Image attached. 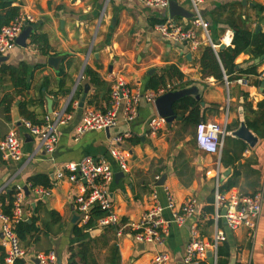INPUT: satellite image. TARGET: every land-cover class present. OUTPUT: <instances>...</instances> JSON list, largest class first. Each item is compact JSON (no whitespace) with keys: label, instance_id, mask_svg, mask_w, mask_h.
Masks as SVG:
<instances>
[{"label":"crops","instance_id":"0c3cea01","mask_svg":"<svg viewBox=\"0 0 264 264\" xmlns=\"http://www.w3.org/2000/svg\"><path fill=\"white\" fill-rule=\"evenodd\" d=\"M12 5L35 17L30 35L34 32L44 34L49 51L42 54L38 46L30 42L29 35L25 47L16 44L0 56V67H18L23 63L28 69V88L19 93H16L9 72H0V140L11 127L19 126L13 119L15 111L20 121L29 114L42 123L49 113L47 98L52 100L51 111L59 110L65 104L68 107L71 102V119L59 126L58 146L51 156L38 150L37 140L32 136L31 139L26 138L24 134L27 132L22 128L21 159H5L0 153V188H4V194L14 191V197L16 185L23 190L27 186L21 204L22 220L29 219L31 223V217L40 219L35 225L41 227V231L35 233L30 242H20L26 250V256L21 259L38 264L34 261L39 254L52 251L57 256L56 264L59 261L69 264L70 249L77 252L84 246L85 258L74 257L77 264H108L114 247L117 248L119 264H152L156 251L168 252L173 264H185L184 250L189 239L187 224L195 223L208 248L216 230L224 234L225 239L219 243L224 252L220 264H264V200L253 233L244 225L229 228L223 217L215 221L212 206L217 175L220 186L228 180L234 182L223 192L235 191L241 195L264 193V139L257 136L253 147L245 142L247 148L242 152L231 149L230 145L234 143L230 142L225 154L227 163L220 160L222 148L220 154L207 152L199 149L195 142L198 122H222L226 113L227 125L243 119V93L246 101L256 109L264 97L261 80L264 78V60L255 63L250 53L241 52L234 63L238 67L254 65L261 83L258 86L252 84L254 76L249 75L247 85H240L235 80L228 81L226 85L224 80L202 76L199 58L202 47L207 45L204 41L198 48L190 49L185 43L166 39L155 30L159 20L170 14L169 9L146 7L139 0H14ZM178 6L183 14L173 17L185 22L191 15L189 5L181 2ZM201 10L209 25L210 38L215 43L226 41L225 30H233V25L247 28L253 34L264 32V0H204ZM49 56L62 57L57 67L48 64ZM170 64L177 67L182 78L168 79L165 86L157 88L169 86L166 91L186 89L187 93L174 104L183 98L195 99L200 109L194 118L188 119L190 107L181 110L176 106L174 109L173 105L176 118L171 124L167 123L157 133H149L148 121L158 113L154 103L141 100L138 115L130 123L120 119L107 132L105 129L88 130L75 138V128L81 121L84 108L93 106L103 111L109 107L107 88L110 91L113 74L122 73L130 86L145 91L152 89L148 87L150 76L158 75L162 67ZM86 65L100 75L106 82V88L98 91L99 101L95 105H88L87 99L94 93V87L90 85L85 102L79 107L83 86L88 83L83 73ZM61 66L66 72L63 81L58 73ZM119 116L122 118L121 114ZM231 128L235 129L237 125ZM127 130L131 136L125 138L120 146L125 150L128 171L122 172L107 148L114 136ZM236 154L240 155L238 160ZM86 155L109 162L114 172L109 185L111 205L122 221H137L154 203L153 191L159 203L165 204L162 184L158 185L155 180L156 175L161 177L163 174V184L168 186L178 204L188 198L195 199L196 213L183 226L167 224L163 245L135 243L129 234L118 236L114 228L100 229L97 224L83 236H76L74 226L83 225L76 197L84 183L72 182L66 177L57 178L56 172L64 164L79 161ZM36 174L48 177L50 186L31 187L28 178ZM52 210L61 219L49 224L47 232L41 221L50 220L49 211ZM169 217V211L164 210L162 218ZM0 246L5 255L3 237L0 238ZM207 252L211 255L205 254L190 264H217V252L215 257L211 250Z\"/></svg>","mask_w":264,"mask_h":264},{"label":"built area","instance_id":"2783aa9c","mask_svg":"<svg viewBox=\"0 0 264 264\" xmlns=\"http://www.w3.org/2000/svg\"><path fill=\"white\" fill-rule=\"evenodd\" d=\"M146 7L168 9L171 0H139ZM177 3L186 2L191 12L190 18L185 22L176 20L170 15L155 25V30L166 39L182 42L190 49L198 48L201 41L209 45L214 52L219 49V43L210 38L209 25L204 19L201 4L204 0H175ZM35 17L28 11L19 10L18 14L9 23L0 28V56L9 52L16 46V38L26 25L35 23ZM221 42L225 46L231 44L233 30L227 29ZM249 75H240L235 82L247 85ZM224 82L228 85L227 76ZM264 80V78H261ZM167 87V86H166ZM167 88H157L141 91L138 87L130 86L122 73L112 75V84L109 91V107L106 110H98L93 106L84 108L81 121L75 128L77 139L88 130L106 129L116 126L120 119L126 123L133 121L138 115V104L141 100L154 103L156 98L166 92ZM77 103L75 102L74 105ZM121 114L122 118H119ZM227 113L222 122L201 121L195 126V142L199 149L220 154L223 140L227 134ZM71 119L67 110V104L56 111H51L44 116L42 123H34L29 119H22L19 126L11 127L0 140V153L5 159L20 160L21 153V128L37 140V149L51 156L57 149L59 140V126L65 125ZM165 117L153 116L148 121L149 133H157L167 125ZM130 131H124L112 138L108 145L109 155L115 159L120 171L127 172L128 164L125 150L120 143L130 137ZM114 172L105 159L86 155L76 162H68L56 172L57 178L66 177L69 181H83L81 193L76 197L77 210L80 213V221L86 223L90 217V209L97 205L104 211V215L97 220V227L105 229L115 226L116 235L129 234L135 243H150L163 245L167 236V224L185 225L189 218L196 213V201L188 198L178 204L167 185L162 184L165 194V204L159 203L155 191L152 192L154 203L144 211L137 221L124 222L113 210L109 195V185L112 182ZM218 175L213 192V219L217 221L223 217L229 228L235 229L244 225L253 233L256 229L257 219L264 200L263 191L253 195H241L235 191L223 192L220 190ZM160 175L155 176L158 181ZM12 202L11 215L3 211V202L0 197V229L5 246V256L0 264H13L16 258H24L26 250L14 230L15 224L22 220V199L24 190L20 185L15 187ZM4 188H0V196ZM226 208L224 214L222 208ZM164 210H168L170 217L162 218ZM189 239L184 250L183 261L186 264L196 263L202 256L211 250L215 257L218 245L225 239L221 231L216 230L211 247H207L200 237L197 224L189 223ZM38 264H56L57 256L50 251L37 256ZM152 264H173L171 255L165 251H156L151 260Z\"/></svg>","mask_w":264,"mask_h":264},{"label":"trees","instance_id":"16d2710c","mask_svg":"<svg viewBox=\"0 0 264 264\" xmlns=\"http://www.w3.org/2000/svg\"><path fill=\"white\" fill-rule=\"evenodd\" d=\"M14 0H0V28L9 23L19 12V7L12 5ZM160 22L163 20H159ZM233 38L231 41V46L218 49L217 52L209 45H204L201 49V54L199 58L200 71L203 77L213 76L217 80H223L224 75L227 76L228 81L236 80L240 75L247 74L252 75L254 78L252 79V84L260 85L261 80L258 78V74L256 73L254 65H248L246 67L237 66L234 63L235 58L241 52H248L251 54V58H256L260 56L264 52V32H256L252 33L250 30L244 27L233 25ZM30 42L34 45H37L40 49V52L44 55L48 54L49 45L47 42V38L44 34L32 33L30 35ZM27 66L21 63L18 67L14 66H2L0 67V72H9L11 78L13 79L14 86L16 88V93L23 92L28 88V84L26 83L27 79ZM60 76H62L61 81L66 76V72L61 66L58 70ZM84 75L87 77V81L90 85L94 87V93L89 96L87 99L88 105H95L99 101V93L98 91L106 88V82L100 77V75L88 65L85 66ZM172 78H182V73L177 69L174 65H166L162 67L160 73L158 75L152 74L150 76L148 87L152 89H157L158 86H165L166 80ZM61 86V85H60ZM81 90V86L78 87ZM109 94V88H107ZM262 93L264 96V88L262 89ZM78 97V93L76 94ZM244 101H243V111H244V120L248 129L254 132L258 137L264 139V97L257 103L256 109L252 108V103L246 101V94L243 93ZM9 97L7 95L6 99ZM74 100V99H73ZM42 102V101H41ZM107 104L109 105V96L107 97ZM176 108L185 110L190 109L189 118H194L195 113L197 115L200 106L195 99L192 98H183L178 103L174 104V109ZM67 110H71V102L68 104ZM26 119L34 123H39V121H35L31 115H25ZM196 120V119H195ZM239 122L234 121L232 125H227V131L233 130L231 127H238ZM230 142L234 144L230 145ZM231 146V149H236L237 152L244 151L247 148L246 143L238 138L232 137L230 135H225L222 145V152L220 160L222 163H227V159H225V154L227 148ZM240 155L236 154V160H238ZM28 183L31 187H35L37 185H42L44 187H49V178L42 174L32 175L28 178ZM234 185L232 180H228L226 183L220 186V190H227ZM13 193L14 191H8L5 194L3 193L0 197L3 202V211L11 215L12 202H13ZM90 217L87 222L81 226L75 225L73 228V233L76 236H83L85 231L92 229L96 226L97 220L104 215V211L101 210L97 205L93 206L90 211ZM50 220L41 221V226L47 232L49 231V224H53L55 222H60L61 217L56 211H49ZM31 223L26 220H20L15 224L14 230L19 237L20 242L27 243L30 242L32 238H34L35 233H39L41 231V227L35 225V223L40 220L39 217H31ZM115 229V226H110ZM109 228V227H107ZM226 253V252H225ZM224 254L223 248L219 245L217 249V264L222 263L221 255ZM228 255V253L226 254ZM4 251L0 246V262L4 259ZM79 256L80 259L85 258V247L83 246L77 252H74L70 249L69 256V264H77L75 262L74 257ZM202 263V262H201ZM200 263V264H201ZM13 264H30L22 260L21 258H16ZM108 264H119V255L117 252V248L114 247L111 249V257Z\"/></svg>","mask_w":264,"mask_h":264},{"label":"water","instance_id":"95a60500","mask_svg":"<svg viewBox=\"0 0 264 264\" xmlns=\"http://www.w3.org/2000/svg\"><path fill=\"white\" fill-rule=\"evenodd\" d=\"M168 9L170 11L169 15L171 17H173L176 14H183L181 11L182 8L178 6V3L175 0L170 1ZM184 14H185V12H184ZM188 16H191V15L189 14ZM32 29H33L32 25H26L22 29L19 36L16 38V44L19 46L25 47L26 39L29 37ZM224 47H225L224 43L219 44V49H222ZM1 58H5V57H1ZM61 58L62 57H60V56H49L47 58V62L49 65H51L53 67H57V64L61 60ZM261 60H264V52L259 57H256L254 59L255 63H257ZM262 86L264 87V80L262 81ZM89 89H90V84L85 83L83 86V93H82V95L80 97V101L78 103L79 107L83 106ZM185 93H187L186 89L167 91V92L163 93L162 95L158 96L156 98V100L154 101L158 115L165 117L169 124H171V122L176 118V115H175L174 110H173L174 103L177 100H179L181 97H183L185 95ZM196 98H198V96ZM46 101H47L46 109H47V112L50 113L51 109H52V107H51L52 100L50 98H47ZM14 113L15 114H14L13 119L17 125H20V120H19V116L17 114V111H15ZM108 129L109 128H106L105 131L107 132ZM226 135H230L232 137L241 139L244 142H246L250 147H253L258 140L257 135L254 134V132H252L250 129L247 128V126L245 124V120H244V113H243V119H240L238 127L233 129V130L227 131ZM24 136L26 138H29V139L32 138L28 133H25ZM164 180H165V174H163L160 177V179L157 181V184L158 185L163 184ZM24 190L25 191L28 190L27 186L24 187ZM263 196H264V193H263ZM225 212H226V208L224 207V208H222L221 213L224 214ZM27 222L30 223V220L27 219ZM1 237H2V234L0 233V238ZM139 244H143V243H139ZM207 255L210 256L211 252H207ZM231 259L233 260L234 256H232ZM34 262L38 263V260H35ZM58 264H61V262L59 261Z\"/></svg>","mask_w":264,"mask_h":264},{"label":"rangeland","instance_id":"374dc122","mask_svg":"<svg viewBox=\"0 0 264 264\" xmlns=\"http://www.w3.org/2000/svg\"><path fill=\"white\" fill-rule=\"evenodd\" d=\"M108 2H109V0H108ZM104 13H106V11H104ZM103 18H104V14H103V16H102ZM223 80H224V78H223ZM167 92V91H166ZM23 247V246H22ZM24 248V247H23ZM25 249V248H24Z\"/></svg>","mask_w":264,"mask_h":264}]
</instances>
